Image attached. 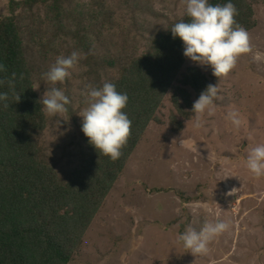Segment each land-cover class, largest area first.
<instances>
[{"label": "rangeland", "instance_id": "rangeland-1", "mask_svg": "<svg viewBox=\"0 0 264 264\" xmlns=\"http://www.w3.org/2000/svg\"><path fill=\"white\" fill-rule=\"evenodd\" d=\"M23 1L0 0V20L21 15L24 41L30 57H35L34 89L40 101L52 87L44 74L56 59L81 53L71 77L57 85L69 97L68 111L58 117L45 113L47 123L39 140L47 162L67 178L79 165L80 116L87 107L82 90L89 84L101 87L111 76L92 78L84 53L69 34L60 33L61 39L42 49L44 34L53 39L52 25L44 8H39L34 10L39 21L34 27L39 30H26L31 22L25 17L30 13L12 4ZM97 1L114 12L117 37L125 35L141 52L152 32L186 14L185 0ZM72 8L88 14L95 4L75 0ZM254 12L257 26L248 31L251 50L238 58L226 77L216 79L210 68L187 59L174 80L173 87L185 89L192 103L197 100L195 92L181 85L190 68L217 84L213 115L205 114L200 128L194 127V115L179 118L183 130L176 133L169 122L172 114H178L175 94L172 90L166 94L157 113L162 124L148 126L70 264H264V177H254L245 163L251 149L264 143V0L254 5ZM233 111L239 113L238 128L228 119ZM217 220L229 228L210 242L207 254L192 255L177 242L187 228L199 231L204 222Z\"/></svg>", "mask_w": 264, "mask_h": 264}, {"label": "trees", "instance_id": "trees-1", "mask_svg": "<svg viewBox=\"0 0 264 264\" xmlns=\"http://www.w3.org/2000/svg\"><path fill=\"white\" fill-rule=\"evenodd\" d=\"M74 1L12 4L30 13L25 17L31 22L26 30H39L34 27L39 22L34 10L44 8L53 39L44 34L42 49L61 39L60 33L69 34L84 53L91 77L100 81V76H111L105 82L114 83L117 91L128 96L124 111L131 120L130 135L120 157L112 160L83 134L78 167L67 178L60 177L39 144L47 122L34 89L35 57H30L31 49L24 41L21 15L0 20V92L8 94L6 101H0V264H70L148 126L162 124L157 113L166 94L171 90L175 94L173 105L178 114L169 119L174 132L183 130L179 118L189 120L194 115L190 94L173 87L187 58L182 41L173 38L170 30L178 22H187L186 14L152 32L148 47L141 52L125 35L117 37L114 12L104 1L93 0L95 8L88 14L75 13ZM259 1L231 0L237 9L236 23L247 32L257 26L254 5ZM208 2L223 5L229 0ZM209 84L197 68H190L181 81L197 99Z\"/></svg>", "mask_w": 264, "mask_h": 264}, {"label": "clouds", "instance_id": "clouds-1", "mask_svg": "<svg viewBox=\"0 0 264 264\" xmlns=\"http://www.w3.org/2000/svg\"><path fill=\"white\" fill-rule=\"evenodd\" d=\"M185 5L189 19L171 28L173 38L182 41L185 58L198 66L210 68L216 79L226 77L234 69L238 58L251 50L247 30L236 23L235 5L231 0L223 5H212L208 0H185ZM80 59L79 51L60 56L44 74L52 85L40 101L47 116L58 117L68 111L69 97L57 85H62L71 77ZM0 71H3V65H0ZM2 84L3 81H0ZM81 95L87 105L80 116L81 131L97 151L112 160L118 159L131 130V120L124 111L128 103L127 94L117 91L114 83L105 82L102 87L86 85ZM218 98L217 84H209L200 93L191 109L194 127H201L205 114L213 115ZM7 99L8 94L0 92V101ZM228 119L234 127L240 126L238 112H230ZM245 163L254 177H264V143H258L251 149ZM228 228L229 224L221 220L206 221L199 231L187 228L177 236V242L192 255H205L210 242Z\"/></svg>", "mask_w": 264, "mask_h": 264}]
</instances>
